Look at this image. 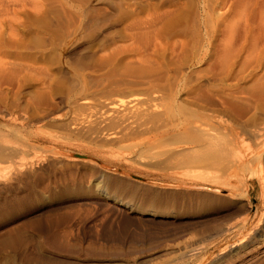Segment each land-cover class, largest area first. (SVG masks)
I'll return each instance as SVG.
<instances>
[{
    "label": "rangeland",
    "instance_id": "1",
    "mask_svg": "<svg viewBox=\"0 0 264 264\" xmlns=\"http://www.w3.org/2000/svg\"><path fill=\"white\" fill-rule=\"evenodd\" d=\"M28 1L7 12L0 6V60L58 67L51 87L58 121L46 123L35 113L33 81L18 95L22 117L0 103V135L27 144L18 158L9 156L11 164L0 161V264H241L247 258L264 264L258 248L264 242V136L239 138L242 155L259 157L235 174L213 164L175 163L180 155L171 162L164 150L180 144L157 143L149 133L101 134L96 142L63 138V123L72 115L68 90L76 89L78 103L86 99L87 115L96 121L111 100L142 93L125 84L134 76L112 73L108 63L112 56L134 66L147 53L122 14L137 10L141 0ZM33 4L45 12H35ZM91 9L93 17L86 18ZM46 12L47 29L35 20ZM41 53L46 60L38 58ZM72 66L85 72L80 87ZM177 89L176 101L187 105L186 89ZM154 104L161 109L160 96ZM72 153L87 158L71 162ZM118 199L170 214L128 212ZM250 202L255 210L249 211ZM239 239L246 244L241 256L230 252Z\"/></svg>",
    "mask_w": 264,
    "mask_h": 264
},
{
    "label": "bare ground",
    "instance_id": "2",
    "mask_svg": "<svg viewBox=\"0 0 264 264\" xmlns=\"http://www.w3.org/2000/svg\"><path fill=\"white\" fill-rule=\"evenodd\" d=\"M15 3L24 7L30 2L0 0L6 12ZM32 8L35 12H45L36 4ZM49 12L35 18L46 29ZM94 13L91 9L84 16L92 18ZM122 14L129 20L132 36L141 39V48L147 53L134 66L112 56L108 57V63L112 73L120 70L126 76H134L131 81L126 79L125 84L129 90L136 88L142 93L111 100L102 106L103 110H97L100 120L96 121L87 115L86 99L78 103L76 89L68 90L66 102L72 115L63 123L62 137L73 142H96L101 134L107 138L149 133L157 143L163 144L169 139L166 145L180 144L178 148L164 150L171 162L180 155L175 163L192 167L213 164L232 174L251 168L259 154L244 156L236 147L244 135L257 140L264 136V0H141L137 10L129 8ZM106 37L107 34L103 36ZM116 52L110 51L112 55ZM41 57L46 60L48 56L41 53L38 58ZM100 62L97 63L100 65ZM8 65L7 61L0 60V103L15 107L18 112L15 117H22L17 108L18 95L26 82L33 81L36 102H39L35 113L46 123H57L58 117L52 113L51 87L58 67H34L21 61ZM193 70L198 73L194 78L188 74ZM72 74L78 87L82 86L84 70L72 66ZM179 85L186 89L187 105L176 101ZM157 96L162 101L160 110L154 104ZM24 146L0 135V161L11 164L13 160L9 156L18 158ZM5 156L8 157L2 158ZM86 158L82 153H72L68 160L84 162ZM104 195L108 196L105 192ZM117 201L128 212L136 209L152 216L170 214L154 207L140 208L127 201ZM250 209L255 210L256 204H249ZM242 242L239 239L231 245L230 252L234 250L241 256L240 250L246 245H239ZM263 244L258 246L262 248L261 254H264ZM243 254L246 258L250 251ZM249 260L241 264H250Z\"/></svg>",
    "mask_w": 264,
    "mask_h": 264
}]
</instances>
